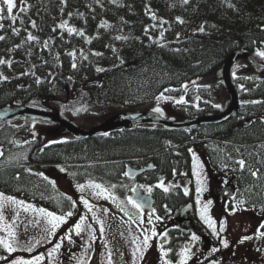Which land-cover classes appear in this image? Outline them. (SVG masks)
Returning a JSON list of instances; mask_svg holds the SVG:
<instances>
[{"label": "trees", "instance_id": "trees-1", "mask_svg": "<svg viewBox=\"0 0 264 264\" xmlns=\"http://www.w3.org/2000/svg\"><path fill=\"white\" fill-rule=\"evenodd\" d=\"M0 7H4L2 3ZM21 9L14 17L6 12L0 13L3 16L0 19V36L4 37L0 39V60L4 61L0 64V108L25 106L56 110L65 118L111 104L137 109L153 105L156 98L124 95V71L154 66V70H161L164 96L178 98L185 83L198 79L199 73L208 69V75L215 74L223 61L242 45L264 61L257 55L264 49V0H188L187 3L184 0H21ZM114 25H119L131 40L117 37L115 30H111ZM69 29L74 31L70 33ZM154 30L164 32L163 39L168 40L167 44H157L159 35ZM151 35L155 40L153 45L150 43ZM178 36L185 37L187 41L170 46V40L175 41ZM85 53L89 59H80V55ZM217 53L224 59L214 63L211 57ZM96 68L100 69L102 81L95 76ZM260 83L256 78L252 81L239 77L233 79L241 100L249 104L261 100L264 105V90L259 92L264 88V82ZM186 89L190 98L186 102L190 104L208 95L205 87L186 86ZM196 89L201 91L199 97ZM246 89L252 90L249 98L243 93ZM260 110L264 115V106ZM220 112V107H206L203 111L188 109L187 114L194 118ZM250 112L248 107L241 108L243 121L251 119ZM228 130L221 127L209 129V140L200 145L220 176L226 175L229 168H241V160L255 167L253 161L259 153L256 144L264 136L263 125L249 129L240 127L234 133ZM16 135L8 132L6 139ZM201 138L184 132L166 133L156 127H140L95 136L81 141L82 145H74L79 148L62 147L46 151L44 158L50 162L72 157L75 163L84 164L79 174L85 176L86 181L104 184L112 194L117 183L115 178L126 161L137 159L145 166H155L151 182L157 183L174 166L191 165L188 149L193 146V140L200 141ZM234 139L240 146H252L251 149L235 150L220 143ZM245 140L249 143L243 144ZM180 147L185 150L179 152L182 153L180 157H174ZM228 149L233 150L235 156L233 153L229 155ZM240 153L244 156H238ZM21 174L11 168L0 172V190L6 193L21 189L34 191L30 188L31 178ZM244 179L247 183L244 181L241 187L246 193L255 182L250 183L245 175ZM122 190L124 193L126 188ZM243 197L240 200L245 208L264 215V207L255 206ZM66 210L71 211V208ZM192 221L214 246L221 245L202 220L193 216ZM166 236L171 249L167 258L173 263L178 262L189 235L176 230ZM8 253L0 244V258Z\"/></svg>", "mask_w": 264, "mask_h": 264}, {"label": "rangeland", "instance_id": "rangeland-1", "mask_svg": "<svg viewBox=\"0 0 264 264\" xmlns=\"http://www.w3.org/2000/svg\"><path fill=\"white\" fill-rule=\"evenodd\" d=\"M16 4L17 7L13 9L14 15L12 17L17 15L21 10V0H16ZM115 27L117 29H114ZM114 28L112 26L111 30H115L114 33H117V37L131 40L125 35L119 25H114ZM155 33L159 35V39L157 40L158 45L167 44L168 40L166 38L163 39L164 32L157 30ZM171 40L170 46H174L176 41H178V44L187 41L182 36L176 37L175 41ZM154 42L155 40L151 35V45ZM171 42L173 43L171 44ZM261 52H264V49ZM89 57L88 53L80 55V59L82 60L89 59ZM259 57L264 60L261 56ZM223 59L224 57H221L218 53L211 57L214 63L221 62ZM97 69L99 68H96L95 76L102 81L103 76L99 74ZM139 73H143V75ZM209 73L210 70L208 69L206 72L199 73L198 79L188 84L185 83L183 85L184 91L180 97L175 98L170 95L168 98L164 96L165 92H162V81H160L162 77L161 70L158 71L157 69L156 71L154 70V66H148V68L140 67L137 70L124 71L122 83L125 89L124 95L156 98L153 105H145L141 108L127 111L138 113L152 112L159 115L165 121L173 122L171 120H174L176 117L169 108L174 103H176V106L182 107L181 105L190 99L187 93L189 87L186 89V86L198 89L205 87L207 89L204 90H208L206 92L208 93L209 87L217 81L215 74L208 75ZM234 74L240 77L253 76L254 71L249 67L240 65L235 68ZM198 89H196L197 91L195 90L197 97L201 94V91ZM176 91L177 89L174 90V92ZM214 97L217 100L214 101L212 99L211 102L218 104H224L225 99L227 100L223 91L217 92L214 94ZM200 101L201 98H198L197 102ZM156 108H159L161 111L156 112ZM124 112H126L125 109L120 106L109 105L94 111L90 110L86 113L88 114L86 117L80 114L79 120L73 116H70L69 120L70 122L73 121L80 129L88 130L95 125L101 124L111 116ZM34 130L37 136H39L40 134L47 135L53 129L35 126ZM209 132V130L204 132L200 141H192L191 144L193 146L188 149L190 151L188 154L192 155L193 160L189 167H187L186 163L179 165L180 167L178 165L173 167L180 169L179 173L181 177L178 180H175L178 173L174 172L172 178H168L169 181L163 179L152 188L139 185L144 194H154L160 200L167 198L170 203L175 205L169 208L170 211L174 209V214L166 219L159 217L157 212H145L129 203V198L133 196V189H135L136 185L129 188V191H125L123 196H119L117 193L111 194L109 187L104 184L94 182H88L89 184L81 183L83 178L77 179V176H79L78 172L77 175L71 174L74 182H68L67 178L62 179V177H59L61 173L55 171L58 170V167L55 166H51V169L54 170L53 174H58L59 179L58 181L55 180L56 182L54 181L53 185L56 189L60 188L58 190L64 195H68L71 201L73 200L74 205L70 206L72 208L71 211L65 209L62 203L63 199L60 197L62 195H57L56 192L55 203L53 205L45 206L38 204L37 199H51V188L45 185L48 184L47 181H39L36 177L33 180L34 185L32 186L36 191L26 193V195H31V199L27 200L28 203L22 199L25 190H12V193L5 194L2 192L4 197H12L16 203L0 199V217H2L0 218V240L10 243L16 250L0 258V264H13V261L17 260L32 261L35 264L37 257H43L39 264H109V259H111V264H182L184 261H186V264H264V237L260 236V233L264 232V228L260 227L264 225V215H257L253 210L247 209L243 205L231 206L226 199L220 197L221 191L223 188L228 187L230 181L227 178L221 179L217 177L210 167L205 153L200 148L201 144H206V140H209ZM35 137L36 135L33 134L30 139ZM55 137L59 141L68 138L66 134H56ZM258 140L261 141L256 144L259 153L258 158L256 157L255 161H253L255 167L248 166V163H246L245 167L259 170V172L256 173V176H250V183L254 181L255 185L251 184L252 188L250 186L247 192L243 194V199H246L249 203H254L253 205L255 206L264 207V136H261ZM220 143L225 147L235 150L251 149L250 146H240L235 139L233 141L223 140ZM27 146L25 149L22 145V147H18L15 150V153H9L7 159L5 158L0 162V167L3 165V168H5L10 165V168L14 172H20L21 174V169L25 168L20 165L25 166L29 164L27 163V154L30 151L29 145ZM181 150H185L184 147L177 149L174 157H180L182 153L179 152H182ZM227 153L230 155L233 153V150L228 149ZM232 155L235 156L234 153ZM240 155L243 156L242 153L238 154V156ZM194 163L196 165L195 175ZM52 170H50V174ZM27 176L29 177L30 175ZM198 181L201 187L200 193L197 194V196L199 195L200 203L197 204L196 196L195 208L201 218L204 205L208 204V201L212 202L208 205L205 215L215 222L214 228L217 235L213 234L212 227H209L204 220H201L211 230L216 240H226L228 242L227 248L223 246L222 242L221 245L214 246L210 240L189 223L191 209L188 213L183 212L187 209V204L184 202L187 199L183 197V192H185V189H188L190 196L193 193H197ZM78 183L79 186L77 187ZM97 184L101 186L100 189L93 187V185ZM72 187H74L73 191ZM55 188L53 189L55 190ZM131 189L132 191H130ZM112 191L117 192L116 189ZM177 194H180V196L175 197ZM84 200L88 201L91 211L83 203ZM164 207H168V203L163 204L160 208ZM41 209L44 211L41 212ZM68 212H71L72 215L68 216ZM46 213H52L54 216H63L65 218L63 223H59L54 235L49 234L52 228V223H50L52 217L47 216ZM81 217L84 218V222L81 225V234L77 236L75 234V225L80 223ZM100 222H103V234L100 232ZM221 227L224 229L223 232L220 231ZM177 229H182L186 233L189 232L190 235L182 257L178 262L173 263L167 258L168 252L160 244V238L168 235L169 231ZM153 230H155L156 236H152ZM69 234H71V242L66 238ZM193 235L198 239L192 240ZM145 236L151 237L147 247L144 245ZM245 237H249V239H244ZM57 243H60L61 246L59 249L53 251ZM1 245L5 249L4 245ZM214 249L215 251H213ZM164 252L167 255H163ZM109 254H111L110 257Z\"/></svg>", "mask_w": 264, "mask_h": 264}, {"label": "flooded vegetation", "instance_id": "flooded-vegetation-1", "mask_svg": "<svg viewBox=\"0 0 264 264\" xmlns=\"http://www.w3.org/2000/svg\"><path fill=\"white\" fill-rule=\"evenodd\" d=\"M248 68V67H247ZM253 78H256L259 82H264V79H260L259 76H257L256 74H254L253 76H246L245 79H248L249 81H252ZM260 83V84H262ZM259 84V85H260ZM217 84L212 85L211 87H209V92L208 95L205 96L204 99L202 100V103H195V104H190L188 102H184L181 106L182 107H178L176 106V103H174L169 110L172 111L174 113V116L176 118H174V120H171L173 122H183L184 120L189 119V117L191 118V116H189L188 113V109H196V111H203L206 109V107H211V108H218L221 107L222 110H225L228 108L229 103H230V97L228 95V93L225 90H222L221 88H216ZM264 90V88L262 90H259V92H262ZM219 91H223L224 92V96L225 98H227V100L225 99V103L224 104H218V103H214L211 102L212 99H214V101H216L217 99L214 97V94H216ZM237 91L238 97H239V102H240V109L238 110V112L234 115V117L228 121V123L223 124L221 126H203L200 128H196L193 130H188V131H177V132H169V131H165L166 133H180V132H184L187 133L189 135H191L192 137H198V135H200L199 137H201L203 135L204 132H206L207 130L213 128V127H221L222 129L227 128L229 129L228 132L229 133H234L235 131H237L238 129H240V127L249 129L251 127L254 126H258L260 127L261 125L264 126V115L263 112L260 110V107L264 106L262 105V101L261 100H257L255 103L253 104H249L248 102H244V100H241L240 96H239V91ZM252 90H244L243 93L249 98L252 96ZM209 96V99H207ZM213 96V97H212ZM216 96V95H215ZM69 97V96H67ZM207 97V98H206ZM176 106V107H175ZM180 106V105H179ZM242 107H248V109L251 111L249 113V117H251V119H248L246 121H243V113L241 114V108ZM179 112V114H178ZM214 114H206V116H211ZM63 116V115H61ZM179 116H182L179 118ZM201 116H205V115H201ZM200 116V117H201ZM194 118H198V117H194ZM191 118V119H194ZM35 126H44V127H48V128H52V132L47 133V135L45 136H37V133H35ZM158 128V127H156ZM8 132H15L17 135L13 136L9 139H6V134ZM201 133V134H199ZM35 134L37 136V138H31L30 137ZM60 135V134H64V130L60 129L56 124L53 123H42V122H13L10 125L5 126L4 128H2L0 130V152L3 155L2 160L3 161L5 158L7 159V156L9 153H15V150L18 147H25V149L28 147L27 145H29V154H27V163L25 166L24 165H20L25 169H21L23 170V174L25 175H30L29 177L31 178V185H34L33 180L36 179L37 180H41L42 182L47 181L48 184H45L46 186L51 188V199L47 200V199H37L36 201L38 202V204L40 205H45V206H49V205H53V203H55V192L57 195H62L60 196L63 201V206H65V208L67 209L68 207H70L71 205H74V202L71 201L70 197H68V195H64L61 191H59L58 189L55 188V186L53 185L54 181L57 180L58 181V174H53V171L51 169V166H55L58 167V170H55L57 172H60L61 174H59V177L63 178H67L68 182H74V179L72 180V176L73 175H78L77 176L78 180H80V178L82 177V181L81 183H88V181L85 180V176H82L81 174H79L82 169L84 168V164H78L74 162V159L72 157H63L61 159L58 160H54V161H46L44 158V155H47L46 151H53L56 148H62V147H71V149H75V148H79L78 146L75 147V144L78 145H82L81 141H86V140H75L72 137H68L66 139H64L63 141H59L56 140L54 135ZM27 139V141H26ZM89 140V139H88ZM248 141H250L251 139H247ZM247 140H245L243 143H249ZM30 141V142H29ZM207 141V140H206ZM261 140H258L257 143H259ZM252 146H250L251 148ZM248 150V149H247ZM244 156V155H243ZM207 158V157H206ZM208 159V158H207ZM242 161V160H241ZM208 163L210 165V167L212 168L209 160ZM240 163V162H239ZM238 162L236 164H239ZM129 164H133L135 168L130 167ZM144 163L142 161H139L137 159H133L130 161H126L124 163V167L122 168V171L120 172V174L115 178L117 184L114 186V189H116L117 193L119 196H123L124 193L122 190L123 188H126V191H129V188H132L134 185L135 189H133V196H130L129 201H132V198L135 195L136 190H139L141 193V196L143 197H150L153 200V207L151 210H146L145 208H142V206H140L139 208L144 210L145 212L147 211H152V212H157L159 217L164 218L163 216H167V217H171L172 214H174V209L173 211H170L169 208H171L172 206H175L174 204L170 203L168 201L167 198L160 200L159 198H157L154 194H144L143 191L141 190V188L139 187V185H145L148 187H154L157 184H159V182L163 179L168 180V178H172V175L174 174V172L178 173V175L176 176L175 180H178L181 177V174L179 173L180 169L178 168H171V172L169 174L166 175H162V178L157 182V183H152V177H151V173L154 172L156 170V167L154 166V168H150V166H145L143 165ZM244 165V166H243ZM243 165L241 166V168L239 169H235V168H229L226 172V175H218L217 172L212 168V170L216 173L217 177H220L221 179H229L228 181H230V184H228V187L223 188V190L220 193V197L224 198L227 200V202L231 205V206H236V205H243V203H241V197L244 196L243 191H242V187L244 186V181L246 182V180L244 179V175L245 177H249L251 175L256 176L257 172H259V170H254L253 168H248L245 167L246 165V161H243ZM7 169H10V165L3 168V165L0 167V172L5 171ZM28 169V170H26ZM50 170L51 174H50ZM76 172V174H75ZM251 173V174H250ZM250 174V175H248ZM243 175V178H241V176ZM220 179V180H221ZM61 180V178H60ZM172 181V180H171ZM249 181V180H247ZM56 182V181H55ZM247 183V182H246ZM56 184V183H55ZM57 185V184H56ZM85 185V184H84ZM30 186V188L32 187ZM58 186V185H57ZM79 186V183L77 185V187ZM55 188V190L53 189ZM74 190V187H72V191ZM34 191H36V189H34ZM132 191V189L130 190ZM185 191V190H184ZM5 194L6 192L1 191L0 190V194ZM29 191H24V197H22L23 200L26 201V203H28L27 200L31 199V195H26V193H28ZM188 194L185 195V192H183V197L185 199H187L186 201H184L187 205L186 208L183 212L188 213L190 211V209L192 210L189 216V223L201 234H203L197 227H195V225L193 224L192 221V217L194 216L195 218H197L198 220H201L197 209L195 208V201H196V196L197 193H193L190 196V192L187 189ZM243 193V194H242ZM226 195V196H225ZM180 196V194H177L175 197ZM136 203V202H135ZM168 203V207H164V208H160L162 207L163 204ZM136 204H139L138 202ZM71 208V207H70ZM72 209V208H71ZM167 213V215H166ZM168 213H170V215H168ZM163 214V216H162ZM166 219V218H165ZM206 225V224H205ZM177 230H182V229H177ZM172 231H176V230H172ZM172 231H169L168 234H170ZM183 231V230H182ZM185 232V231H184ZM186 233V232H185ZM188 235H190L189 232H187ZM166 235H164L162 238H160V244H162L163 248L168 252V256L171 253L170 252V242L169 240H166ZM161 240H163L164 243H161ZM170 260V259H169ZM171 261V260H170Z\"/></svg>", "mask_w": 264, "mask_h": 264}, {"label": "water", "instance_id": "water-1", "mask_svg": "<svg viewBox=\"0 0 264 264\" xmlns=\"http://www.w3.org/2000/svg\"><path fill=\"white\" fill-rule=\"evenodd\" d=\"M240 61L248 63L255 74L259 76L260 79H264V63L251 55L244 47L228 56L221 69L216 72L217 81L221 83L222 88L227 91L230 97L228 109L219 115L193 120L187 119L183 122H169L152 112L138 113L130 111L113 115L92 129L83 130L62 119L58 111L46 112L25 106H6L0 109V130L15 121L48 122L56 124L60 129L64 130L66 135H70L76 140H88L94 136L108 134L118 130L136 129L139 127H159L166 131L174 132L191 130L199 126L222 125L228 122L239 110V98L232 84L231 71L235 64ZM132 201L138 202L139 205L146 210H151L153 207L152 198L141 196L139 190H136V195L132 198Z\"/></svg>", "mask_w": 264, "mask_h": 264}, {"label": "snow or ice", "instance_id": "snow-or-ice-1", "mask_svg": "<svg viewBox=\"0 0 264 264\" xmlns=\"http://www.w3.org/2000/svg\"><path fill=\"white\" fill-rule=\"evenodd\" d=\"M184 2L187 3L188 0H184ZM0 3H2V5L4 6V7H0V13L6 12L9 16L14 15L13 9L17 7L16 0H0ZM22 10L23 9H21V11ZM2 18H3V16L0 15V19H2ZM182 22L183 21H181V23ZM0 26H2V25H0ZM33 27H35V24L34 23H33ZM72 31H74V30L73 29H69V32L70 33ZM0 39H4V37L0 36ZM29 39H33V37L29 36ZM257 55H259L262 58H264V52H258ZM2 63H4V61L0 60V64H2ZM73 67H75V65H73ZM97 71H100V69H97ZM155 111L156 112H160L161 110L159 108H156ZM240 163L243 164V161H241ZM195 167H196V165L194 163V165H193L194 175L196 174L195 173ZM93 187H95L97 189H100L101 188V186L98 185V184L97 185H93ZM101 191H103V190L101 189ZM165 191H167V189H165ZM196 191H197V194H199L200 191H201V187L199 186V181H198V186H197ZM187 194H188L187 189H185V195H187ZM0 199H6L8 201H12L13 203H16V201L12 197H4L3 194H0ZM83 203L85 204L86 207H89L87 200H84ZM129 203H132L133 206L136 207V208H139L140 207V205L139 204H136L134 201H131L130 200ZM199 203H200V201H199V195H198L197 196V204H199ZM211 203H212L211 201H208V204L204 205V209L201 212V219L204 220L205 223L208 224L209 227H212L213 228V234L214 235H217L216 230L214 228V223L215 222L210 217H208V216L205 215V213L207 212V209H208V205H210ZM89 210L91 211V208L90 207H89ZM40 211L43 212L44 210L41 209ZM46 215L49 216V217H52V221H50V223H52V228H51L49 234L54 235L56 228L59 226V223H63L65 218L63 216H54L52 213H46ZM67 215L68 216H71L72 213L71 212H68ZM0 218H2V217H0ZM83 222H84V218L81 217L80 223H77L75 225V234L77 236H79L81 234V225L83 224ZM260 227L261 228H264V225H261ZM103 231H104V229H103V222H100V232H101V234H103ZM220 231L221 232L224 231L223 227L220 228ZM152 236H156L155 230L152 231ZM260 236L261 237H264V232H261L260 233ZM66 238L69 240V242H71V234H69ZM93 239H94V237H93ZM149 239H151V237L145 236V239H144V245H145V247H147ZM196 239H198V238L195 235H193L192 236V240H196ZM244 239H249V237H245ZM221 242L223 243V246L225 248L228 247V242L226 240H222ZM241 242H243V241H241ZM0 244H3L4 247H5V249L8 252H10V253L16 250L10 243H5L3 240H0ZM60 246H61L60 243H57L55 245V248L53 249V251L59 249ZM29 250H31V249H29ZM213 251H215V249ZM110 255L111 254H109V257H110ZM163 255H167V253L164 252ZM42 259H43V257H37L36 258V261H35V264H39V262ZM13 264H33V262L32 261L17 260V261H13ZM109 264H111V259H109ZM182 264H186V261L182 262Z\"/></svg>", "mask_w": 264, "mask_h": 264}]
</instances>
